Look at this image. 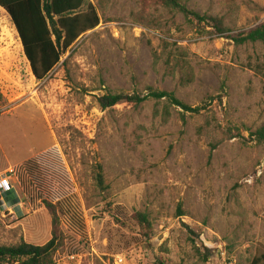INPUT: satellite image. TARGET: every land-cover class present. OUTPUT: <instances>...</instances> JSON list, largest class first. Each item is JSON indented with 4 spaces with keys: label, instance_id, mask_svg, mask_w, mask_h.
Wrapping results in <instances>:
<instances>
[{
    "label": "rangeland",
    "instance_id": "1",
    "mask_svg": "<svg viewBox=\"0 0 264 264\" xmlns=\"http://www.w3.org/2000/svg\"><path fill=\"white\" fill-rule=\"evenodd\" d=\"M184 1L229 32L149 0H89L100 25L42 82L0 8V171L12 164L0 175L19 199L6 208L0 197V246L48 243L44 200L66 196L85 230L61 218L55 264H264V143L251 140L264 127V44L227 39L264 22V0ZM149 88L206 110L184 114L165 100L98 106L110 92ZM135 213L150 221L148 238Z\"/></svg>",
    "mask_w": 264,
    "mask_h": 264
},
{
    "label": "trees",
    "instance_id": "2",
    "mask_svg": "<svg viewBox=\"0 0 264 264\" xmlns=\"http://www.w3.org/2000/svg\"><path fill=\"white\" fill-rule=\"evenodd\" d=\"M149 1L182 14L191 23L210 25L218 35L223 36L229 32L223 20L190 10L184 0ZM85 6H87V11L81 12ZM0 8L7 13L17 31L25 57L38 82L47 79L61 64L63 58L74 49L79 39L86 33L95 30L101 23L97 10L89 0H0ZM227 39L236 45L258 42L264 44V22L248 31L229 35ZM149 100L168 101L171 105L181 108L184 114H199L206 110L205 106L191 107L179 101L173 93L152 88H149L146 94L110 92L98 98L97 102L100 109L104 111L123 103L138 106ZM183 121L185 122V117H183ZM227 138L230 140L243 139L240 135L235 137L230 133ZM251 140L259 144L264 143V127L252 133ZM216 148L217 145H213V150ZM35 163L37 165V161ZM29 165H31L30 162ZM23 179H25L23 185L28 186L27 183H29L37 188L36 180ZM95 180L102 191L107 190L101 165H98L95 170ZM5 195L7 198L6 208L18 204V195L14 190ZM72 200V197L66 196H60L56 203L44 200L52 218L53 239L41 246L26 242L18 245L0 246V264H55V254L62 246V243L58 241V226L61 218L66 219L71 231L79 235L84 234L85 224L82 212ZM130 218L137 230L148 238L151 224L145 214L135 213ZM120 222L123 226L126 225L122 221ZM262 259L261 262H264V256ZM97 264L102 263L97 261Z\"/></svg>",
    "mask_w": 264,
    "mask_h": 264
},
{
    "label": "built area",
    "instance_id": "3",
    "mask_svg": "<svg viewBox=\"0 0 264 264\" xmlns=\"http://www.w3.org/2000/svg\"><path fill=\"white\" fill-rule=\"evenodd\" d=\"M13 171L10 172L12 174ZM13 190V185L7 174L0 175V197ZM122 262V259H119Z\"/></svg>",
    "mask_w": 264,
    "mask_h": 264
},
{
    "label": "crops",
    "instance_id": "4",
    "mask_svg": "<svg viewBox=\"0 0 264 264\" xmlns=\"http://www.w3.org/2000/svg\"><path fill=\"white\" fill-rule=\"evenodd\" d=\"M22 163V162H21ZM18 165V164H17ZM7 169L11 170L12 169V164L8 166H6L3 170L0 171V173L4 172V171H7Z\"/></svg>",
    "mask_w": 264,
    "mask_h": 264
}]
</instances>
